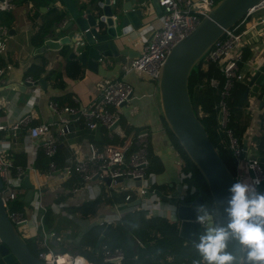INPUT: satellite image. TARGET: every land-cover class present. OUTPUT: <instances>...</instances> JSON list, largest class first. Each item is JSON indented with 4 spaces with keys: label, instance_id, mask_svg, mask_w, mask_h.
<instances>
[{
    "label": "built area",
    "instance_id": "2783aa9c",
    "mask_svg": "<svg viewBox=\"0 0 264 264\" xmlns=\"http://www.w3.org/2000/svg\"><path fill=\"white\" fill-rule=\"evenodd\" d=\"M157 2L162 6L161 25L152 31L136 56L127 57L119 63L122 74L135 71L152 80H157L161 66L172 46L197 26L202 16L207 14L216 0H157ZM0 6L5 10H12L15 3L14 0H0ZM262 7H264V1L254 10ZM261 25L264 27V15L256 19L253 16L249 24L240 31H236L233 26L225 29L200 59L204 63H216L224 78L220 96L215 105L218 112H221L219 123L225 128L228 144L236 163L238 164L242 157L246 159L250 172V183L259 179L260 183L255 185L256 188L264 181V160L258 156H251V154L245 155L243 145L232 129L226 126L229 116L226 99L236 81H243L245 77L249 79L252 75L248 72L250 70L242 68L241 62L250 67L252 65V60L244 61L243 48L254 42L253 35H257L260 39L264 36V31H259L262 28ZM4 33H6V28L0 27V56L6 49V42L2 36ZM72 38V49L78 52L86 42L83 32L75 31ZM10 68H12L11 63L0 62V83L5 82L3 75ZM24 81L32 86L30 94L32 102L27 105L21 115L8 122L0 120V131L8 132L14 140L23 127L27 130L25 137L31 139L23 145L28 153L26 166L13 163L7 153L10 143L5 139H0V177L3 182L0 194L6 213L19 232V228H23L27 234L28 232L31 234L30 223L37 225L39 222L43 246L46 245L45 235L52 237L56 242H61L63 240L61 234L65 237L68 236V232L63 234L55 229H45L44 214L47 209H50L52 213H64L73 217V213L67 211L70 200L82 199L85 193L95 198L101 195L102 191L112 199L110 209L102 217L97 216L89 220L88 228L94 224H109L110 226L121 220L125 213L139 209L144 210L147 217L162 216L169 220H176V207L186 195V183L181 181L180 177V182L177 184L179 191L174 194L161 192L155 187L152 173L148 172L150 130L141 127L136 132L125 133L120 125L122 108L129 105L130 94L133 92L131 82L122 76L107 80L100 85L98 97L83 104L76 96H72L73 102L70 104L59 103L49 98L48 107L55 114V118L31 123L34 118L32 105L38 102L42 87L39 78L32 75L26 76ZM208 82L212 86H217L219 80L215 75H210ZM255 97L258 98L257 95ZM254 102V99L250 101L249 109ZM4 106L5 103L0 100V110ZM74 120H81L84 128L87 129L94 130L103 127L109 138L118 137L122 141L120 143L106 142L100 145L87 140L86 150L82 149L79 142L68 144L72 154L65 158L62 165H58L55 156L60 143H68V136L73 132L71 122ZM246 133L250 136V128ZM36 139L41 141H34ZM36 147L40 148L48 158L43 170L33 166ZM27 172H32L34 175V189L30 204H27L26 210L12 208L10 202L25 192L22 178ZM54 182L62 186L60 190L53 191L54 199L48 205L43 204L41 189L43 186L49 187ZM193 190L194 188L191 187L189 192ZM61 195L67 198L57 199ZM135 199H138V202L131 204L130 202ZM163 204H172L175 208L174 214H171L168 208L163 207ZM84 230L80 231V235L87 229ZM96 251L104 263L119 264L125 257V251L121 246H109L102 243ZM37 256L50 264H75L78 258L80 259L79 264H93L83 255L51 248L41 249ZM154 264L188 263L186 260H175L173 254L166 253L158 257Z\"/></svg>",
    "mask_w": 264,
    "mask_h": 264
},
{
    "label": "water",
    "instance_id": "95a60500",
    "mask_svg": "<svg viewBox=\"0 0 264 264\" xmlns=\"http://www.w3.org/2000/svg\"><path fill=\"white\" fill-rule=\"evenodd\" d=\"M263 1L217 0L207 14L202 16L197 26L172 46L156 80L163 117L188 157L203 175L212 197L214 217L221 223H226L224 208L231 195L229 189L237 179L194 112L188 91V78L193 66L200 62L203 54L224 30L234 26ZM28 2L32 5L30 0ZM150 5L160 10L162 7L157 0H49L46 5L39 7L40 10L45 11L54 6L62 14V18L49 30L35 52H43L46 49H58L62 52L64 50L68 59L75 58L83 66L96 70L99 60L126 54L127 43L135 38V29L148 21ZM78 30L83 32L86 42L78 52H75L72 49V34ZM262 39L264 40V36ZM39 82L43 88L46 87L44 76ZM263 82L264 61L248 79L244 97L249 91L258 93ZM26 84L30 83L10 82L8 85L18 89ZM263 102L264 95L259 102L260 107ZM220 117L219 111L218 120ZM253 138L256 142L259 141L256 135ZM243 149L244 154L248 155L246 139L243 140ZM22 183L26 190L23 194H19L17 199L28 203L34 189L28 173L23 175ZM2 184L0 177V190ZM136 202L138 199L130 203ZM199 205H201L200 194L190 202L180 201L177 204L176 220L179 221V234L185 239L194 240L198 233L200 225L196 222V206ZM207 207L211 209L210 205ZM108 229L109 224H106L92 248L93 252L96 251ZM237 249L238 245L233 241L230 250ZM0 264H50L40 259L29 248L25 237L9 219L1 194Z\"/></svg>",
    "mask_w": 264,
    "mask_h": 264
},
{
    "label": "crops",
    "instance_id": "0c3cea01",
    "mask_svg": "<svg viewBox=\"0 0 264 264\" xmlns=\"http://www.w3.org/2000/svg\"><path fill=\"white\" fill-rule=\"evenodd\" d=\"M31 2L32 5H30V2L18 3L16 0L14 1L15 6L12 10H5L2 8V6H0V27L6 28V33L2 35L6 42V49L0 56V62H9L12 65V68L7 69L3 75L5 82L0 83V100L5 103L3 109L0 110V120L8 122L11 119L21 115L25 108H27V105H30L32 102L30 96L32 86L30 84L20 86L18 89L9 86L8 84L10 82L23 83L25 77L31 75L24 74L27 67L31 63H40L42 58L46 59L45 72L49 70H59L65 85L64 87L55 86L52 83V79H54L53 77L47 79L44 76L46 80V87L43 88L41 86L42 90L38 102L32 105L34 118L32 119L31 123L49 121L52 118H55V114H53V112L48 107L47 101L49 98H54V100L57 102L63 101L62 103L70 104L73 102L72 96H76L82 104L88 103L98 97L101 84L107 80L122 76L131 82L133 86V92L129 105L124 106L123 108L120 125L125 133L136 132L141 127H146L150 130L149 152L153 158L150 159V167L152 170L148 169V172L152 173L154 186L160 189L161 192L164 190V193H177L179 189L176 190L175 188L178 186L177 184L180 182L181 177L179 173V152L165 126V119L161 110L157 82L156 80H152L147 76L139 74L135 71L122 74L119 67V63L125 58L136 56L141 51L142 44L152 34V31L160 27L161 10L157 9L153 5H150V15L148 21L140 28L135 29V38L127 43V48H125L126 54H120L117 57H106L102 60H99L96 70L89 69L87 66L82 65L84 68L83 74L80 77H74L67 74L65 66L67 63V57L61 50L46 49L43 52H35L37 47L31 44L30 37L36 31L37 27L42 23V13L46 10L40 11V14L38 15H34L33 11L35 5L33 1ZM1 12H9V14ZM263 15L264 13L253 16L256 19ZM253 43H258V41L255 42L254 40V42H251V44ZM120 48H122V45H120ZM255 48L256 47L254 46V49ZM259 55L264 56V50L260 51ZM257 67V63H252L251 67L249 68L250 71L248 72L253 74ZM253 99L255 102L249 109L252 119L249 124L250 140L247 141V150L251 156L259 157V153L257 152L255 146L256 140L253 138L254 135L257 136L261 132L257 123L259 113V98L256 99V97H254ZM71 125L73 132H71L68 136V143H61L63 144L62 149H64L65 153L67 152L62 163L65 162V158L67 156L72 154V150L68 144L79 142L82 146V149L86 150L85 148L87 140L94 141L100 145L106 143L103 142L105 135L104 133L106 132L105 128L101 127L94 130L87 128L85 129L80 120L72 121ZM26 131V127H23L15 140L8 132L0 131V139H5L10 143V147L7 148V153L10 157L12 156L13 163L15 165L26 166L28 164V153L25 151L23 145L26 142H30L31 139L25 137ZM90 134L92 135L93 139L89 138ZM113 139H115L118 143L122 141L118 137H114ZM34 141L40 142L41 140L36 139ZM39 151L40 148H37L35 159L37 158V153ZM14 156L16 157V161H14ZM45 167H43V169ZM28 175L29 180L34 182L33 173L29 172ZM237 180H243L250 183V176L248 173L245 174L243 170L238 169ZM61 186V184H57L56 182H54L49 187L43 186L40 192L42 203L48 205L54 199L53 191L60 190ZM24 188L26 190L25 185ZM169 188L173 189L166 192ZM263 190L264 186L259 188L257 191L262 192ZM101 193L102 194L97 197L103 198L104 201H102L98 212H96V214L92 217L84 218L82 215L76 212H71L73 213V217H69L64 213H53L57 218L55 226L45 229H55L63 234L67 231L68 236L63 237L61 234V238L63 240L61 242H56L52 237H46L45 235L46 245L44 248H50L49 246L54 244L62 245L64 242H78L82 236V234L80 235V231L88 229L89 220H93L94 217L97 216L102 217L110 209L112 199L103 193V191ZM66 198L67 196L61 195L57 199L65 200ZM88 199L93 198L85 193L82 199L70 200L69 205L79 204L83 200ZM26 207L27 205H24L21 209L26 210ZM67 211L69 210L67 209ZM63 217L69 219L73 223H76L78 225L77 228H73L71 226L69 227L65 225V222L62 221H60L62 226L56 227V225L59 223V219L62 218L63 221L66 220ZM80 219L83 220L82 225L80 222H78Z\"/></svg>",
    "mask_w": 264,
    "mask_h": 264
},
{
    "label": "trees",
    "instance_id": "16d2710c",
    "mask_svg": "<svg viewBox=\"0 0 264 264\" xmlns=\"http://www.w3.org/2000/svg\"><path fill=\"white\" fill-rule=\"evenodd\" d=\"M28 1L29 0H17L18 3ZM31 1H33L35 5L33 11L34 15L40 14L41 10L39 7L41 5H46L49 2V0ZM255 11L256 10L237 22L233 26L235 27V30L240 31L245 28L252 19ZM1 13L9 14V12ZM42 15V23L37 27L36 31L30 37V42L35 47H38L43 43V40L45 39V36L49 30L52 29L54 24L59 22L62 18V14H60L57 8L54 6L49 7L45 12L42 13ZM249 50V46L245 45L243 48V59L248 57V54L250 53ZM63 53H65L64 50ZM45 63L46 59L44 58H42L40 63H31L25 70L24 74H31L35 78L45 76L48 79L53 77V85L64 87L65 82L61 78V72L59 70H49L45 72ZM243 64L244 63L241 62L242 66ZM65 66L67 74L71 76L80 77L83 74L84 68L82 67L80 61L75 58H67V63ZM210 75H215L218 78L219 82L217 86H212L209 84L208 78ZM223 82L224 78L216 63H204L200 61L191 69L188 78V91L195 114L203 123L205 129L208 132L209 138L236 178V167H234L236 162L228 144V136L225 128L219 123L218 108L215 106L219 99ZM247 82L248 78L246 77L243 81L235 82L226 99L229 106V116L226 126L232 129L241 145H243V140L245 138H247V141L250 140L248 136L249 134L246 133V131L249 128L252 115L249 111L250 101L248 94L246 97H244V90L247 86ZM263 86L264 82L261 84L258 93H256L259 101L264 95V89H262ZM62 102L63 101H60L59 103ZM164 122L166 129L168 130L174 145L179 152V173L181 176V181L186 183L187 190H189L191 187L194 188L192 192H189L192 197L188 198L190 195H185L183 202H190V200L200 194L201 205H210L211 209H213L212 197L203 175L188 157L175 135L169 129L165 120ZM257 123L261 132L257 135L259 141L256 142L255 146L257 152L259 153V157L264 160V102L259 108ZM104 134L103 142H116L115 139L107 137L106 132ZM89 138L93 139L91 134L89 135ZM62 145L63 144L60 143L59 150L55 156L58 165L63 164L62 162L64 156L67 153H65L64 149H62ZM14 158V161H16L15 156ZM149 158H153L152 155H150V152ZM46 162L47 158L45 157L42 150H40L37 153L35 162H33V166L38 169H43V167L46 165ZM150 165L151 160L148 169L152 170ZM263 186L264 181L259 186V188H262ZM261 193H264V190ZM102 201H104L103 198L96 197L93 199L83 200L79 204L69 205L67 209L69 212H76L85 217H92L100 209ZM13 202L17 209H21L25 205L23 201L18 199H15ZM55 219H57L56 216L50 209H47L44 214V225H47L48 227L52 226L53 224L55 225V222L57 221ZM177 221L178 220L172 221L162 216L147 217L145 215V211L142 209L129 211L122 216L121 220L109 226V229L103 236V239L97 247V250H99V247L102 243H106L109 246H121L125 251V257L119 264H154L156 263L158 257L166 253L173 254L175 260H186L187 262L194 264L195 261L200 260V256L194 247V241H198L197 235L194 240H188L182 237L179 234V224ZM104 226V224H94L82 234L78 242L65 243V245L62 244V247L73 250V254L85 256L86 259L93 264H114L112 262L104 263L101 260L100 254L97 253V251H92V248L95 245V242L99 234L102 232ZM91 231H93V235L89 237V233H91ZM41 240L42 233L38 234L35 238L34 245L37 248L36 253L33 251L31 244L27 242L29 248L36 255L41 249H44V246L41 244ZM67 249H62L61 251H68Z\"/></svg>",
    "mask_w": 264,
    "mask_h": 264
},
{
    "label": "clouds",
    "instance_id": "9594fccd",
    "mask_svg": "<svg viewBox=\"0 0 264 264\" xmlns=\"http://www.w3.org/2000/svg\"><path fill=\"white\" fill-rule=\"evenodd\" d=\"M259 179L237 180L229 189L224 213L226 223L214 217L204 204L196 206V222L203 232L194 247L200 256L194 264H264V193ZM235 241L236 251L230 250Z\"/></svg>",
    "mask_w": 264,
    "mask_h": 264
},
{
    "label": "rangeland",
    "instance_id": "374dc122",
    "mask_svg": "<svg viewBox=\"0 0 264 264\" xmlns=\"http://www.w3.org/2000/svg\"><path fill=\"white\" fill-rule=\"evenodd\" d=\"M217 1V0H216ZM262 13H264V8L262 7V8H260V9H257L255 12H254V15H261ZM261 27H262V25H261ZM259 31H264V27H262L261 29H259ZM253 39L255 40V42L256 41H258V43H253V44H251V43H249V44H247L248 46H249V48H250V44H251V49H252V51H251V49L249 50L250 51V53L248 54V57L246 58V59H244L246 62H248L249 60H252V58H253V61H252V63H257L258 64V66L264 61V56H260L259 55V53H260V51H263L264 50V40L261 38H258L257 37V35L255 36V35H253ZM254 46L256 47L255 49H254ZM260 56V57H259ZM261 60V61H260ZM256 61V62H255ZM260 61V62H259ZM249 65L248 64H243V66H242V68L244 69V70H249ZM236 82H239V81H236ZM262 89H264V86L262 87ZM256 96V93H254V92H252V91H249L248 92V98H249V101H251V100H253V98ZM124 108V107H123ZM123 108H122V112H123ZM251 119H252V117H251ZM257 150V149H256ZM232 166V165H231ZM234 167H236V173L238 172V169H241V170H243L244 171V173L246 174V173H248L249 174V176H250V172H249V169H248V167H247V164H246V159L245 158H241L240 159V161L238 162V164H236L235 163V165H234ZM171 189H173V188H169V189H167V191L166 192H168L169 190H171ZM176 190H178V186H176V188H175ZM257 190H259V188H257ZM163 192H165L164 190H162ZM186 195L187 196H189L190 194H189V190H186ZM192 196L190 195L188 198H191ZM27 204H30V202H28V203H25V205H27ZM10 206L12 207V208H16L15 206H14V202H10ZM163 207H165V208H168L169 209V211H170V213L171 214H174V210H175V208L173 207V205L172 204H170V205H167V204H163ZM213 213H214V208H213ZM64 218V217H63ZM64 219H66L65 221H63L62 220V218L61 219H59V223H58V225H56V227H58V226H62V224H60V221H62V222H65V225H67V226H71V227H73V228H77V224L76 223H73L72 221H70L69 219H67V218H64ZM56 220V219H55ZM55 220H54V222H55ZM172 221H174V220H172ZM53 222V223H54ZM78 222H80V224L82 225V223H83V220L82 219H80ZM52 223V224H53ZM177 223L179 224V221H177ZM41 224L38 222V224L37 225H35L34 223H30V226H31V229H32V233L31 234H29V232H28V234H27V232H26V230H24L23 228H19V230H20V233L21 234H23L24 236H25V239H26V241L27 242H29L30 244H31V247H32V249H33V251L36 253L37 252V248H36V246L34 245V243H35V238H36V236L38 235V234H40L41 233V226H40ZM30 226H28L29 228H30ZM55 225L53 224L52 226H50V227H54ZM45 228L46 229H48L49 227L46 225L45 226ZM203 226L202 225H200L199 226V230H198V233H197V239H198V237H199V235L203 232ZM93 235V231H91V233H89V237L90 236H92ZM65 243L66 242H64V244L63 245H65ZM63 245H61V244H54V245H50L49 247L51 248V249H53V250H59V251H61L62 249H67V248H63L62 246ZM68 250V252H70V253H72L73 254V250H71V249H67ZM96 263V262H95ZM188 264H191V262H187Z\"/></svg>",
    "mask_w": 264,
    "mask_h": 264
},
{
    "label": "bare ground",
    "instance_id": "6f19581e",
    "mask_svg": "<svg viewBox=\"0 0 264 264\" xmlns=\"http://www.w3.org/2000/svg\"><path fill=\"white\" fill-rule=\"evenodd\" d=\"M79 260H80V259L78 258V259L76 260L75 264H79Z\"/></svg>",
    "mask_w": 264,
    "mask_h": 264
},
{
    "label": "flooded vegetation",
    "instance_id": "af4514ba",
    "mask_svg": "<svg viewBox=\"0 0 264 264\" xmlns=\"http://www.w3.org/2000/svg\"><path fill=\"white\" fill-rule=\"evenodd\" d=\"M212 210V212H213V209H211ZM213 215H214V213H213Z\"/></svg>",
    "mask_w": 264,
    "mask_h": 264
}]
</instances>
